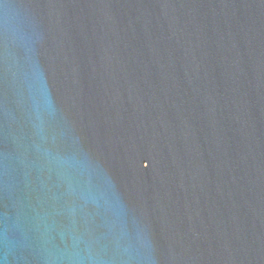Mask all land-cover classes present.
<instances>
[{"label":"water","instance_id":"1","mask_svg":"<svg viewBox=\"0 0 264 264\" xmlns=\"http://www.w3.org/2000/svg\"><path fill=\"white\" fill-rule=\"evenodd\" d=\"M0 264H264V0H0Z\"/></svg>","mask_w":264,"mask_h":264}]
</instances>
